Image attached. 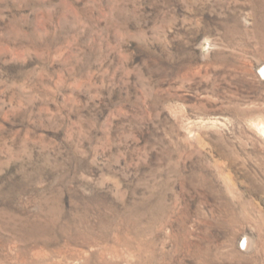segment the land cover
I'll use <instances>...</instances> for the list:
<instances>
[{
	"label": "rangeland",
	"instance_id": "obj_1",
	"mask_svg": "<svg viewBox=\"0 0 264 264\" xmlns=\"http://www.w3.org/2000/svg\"><path fill=\"white\" fill-rule=\"evenodd\" d=\"M0 264H264V0H0Z\"/></svg>",
	"mask_w": 264,
	"mask_h": 264
}]
</instances>
